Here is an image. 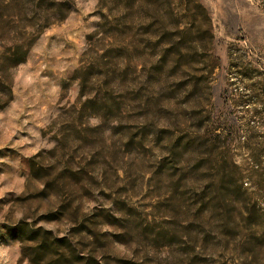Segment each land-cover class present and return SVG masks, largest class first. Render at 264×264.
Here are the masks:
<instances>
[{
  "label": "rangeland",
  "instance_id": "1",
  "mask_svg": "<svg viewBox=\"0 0 264 264\" xmlns=\"http://www.w3.org/2000/svg\"><path fill=\"white\" fill-rule=\"evenodd\" d=\"M0 145V264H264V0H0Z\"/></svg>",
  "mask_w": 264,
  "mask_h": 264
},
{
  "label": "trees",
  "instance_id": "2",
  "mask_svg": "<svg viewBox=\"0 0 264 264\" xmlns=\"http://www.w3.org/2000/svg\"><path fill=\"white\" fill-rule=\"evenodd\" d=\"M61 9H63L62 7H61ZM62 11V10H61ZM65 11V10H64ZM69 11V9L67 10V8H66V11L64 12V16L63 17H65L66 15H67V12ZM251 161L253 162V164L255 163V164H257V165H260V163L262 162V158H261V154H255V155H253L252 157H251ZM237 166V165H236ZM258 170H252L251 171V173H250V175L251 176H253V175H260V172H258ZM250 176V177H251ZM244 177V176H243Z\"/></svg>",
  "mask_w": 264,
  "mask_h": 264
},
{
  "label": "clouds",
  "instance_id": "3",
  "mask_svg": "<svg viewBox=\"0 0 264 264\" xmlns=\"http://www.w3.org/2000/svg\"><path fill=\"white\" fill-rule=\"evenodd\" d=\"M77 3L79 4V0H77ZM91 3L95 4V3H97V0H91ZM93 20H95L97 22H100V17H98V16L97 17H93ZM90 123H91L92 126H96L99 123V121L93 119V120L90 121ZM0 146H2V145H0ZM49 147H51V145H49ZM3 194H4L3 190H0V196H3ZM25 264H27V262H25Z\"/></svg>",
  "mask_w": 264,
  "mask_h": 264
}]
</instances>
